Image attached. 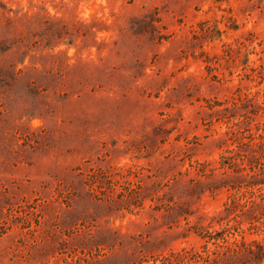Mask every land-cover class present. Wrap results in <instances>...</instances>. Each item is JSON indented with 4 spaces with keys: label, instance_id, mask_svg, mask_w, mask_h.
<instances>
[{
    "label": "rangeland",
    "instance_id": "rangeland-1",
    "mask_svg": "<svg viewBox=\"0 0 264 264\" xmlns=\"http://www.w3.org/2000/svg\"><path fill=\"white\" fill-rule=\"evenodd\" d=\"M259 72L264 0H0V264L201 249L242 184L217 111Z\"/></svg>",
    "mask_w": 264,
    "mask_h": 264
},
{
    "label": "trees",
    "instance_id": "trees-1",
    "mask_svg": "<svg viewBox=\"0 0 264 264\" xmlns=\"http://www.w3.org/2000/svg\"><path fill=\"white\" fill-rule=\"evenodd\" d=\"M238 91L217 112L229 130L222 164L235 167L242 184L233 187L224 208L202 228L201 249H182L163 264L264 263V120L258 118L264 115V89ZM253 233L263 239L250 238Z\"/></svg>",
    "mask_w": 264,
    "mask_h": 264
}]
</instances>
